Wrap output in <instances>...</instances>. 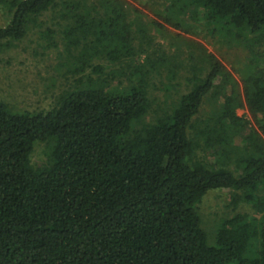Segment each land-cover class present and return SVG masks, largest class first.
<instances>
[{"label": "trees", "instance_id": "trees-1", "mask_svg": "<svg viewBox=\"0 0 264 264\" xmlns=\"http://www.w3.org/2000/svg\"><path fill=\"white\" fill-rule=\"evenodd\" d=\"M57 2L0 0L9 17L0 43L22 40ZM85 3L63 0L60 10L76 84L48 111L14 112L0 102V264H264V78L243 82L257 130L236 117L233 95L198 120L222 75L210 57L206 75L192 76L171 110L145 124V83L111 88L94 64L136 57L122 8L105 0L99 15ZM189 5L234 30L237 42L264 33V0ZM38 144L46 160L36 167ZM219 191L253 215L221 219L210 239L198 205Z\"/></svg>", "mask_w": 264, "mask_h": 264}, {"label": "rangeland", "instance_id": "rangeland-1", "mask_svg": "<svg viewBox=\"0 0 264 264\" xmlns=\"http://www.w3.org/2000/svg\"><path fill=\"white\" fill-rule=\"evenodd\" d=\"M105 0H86L85 6L102 15ZM121 6L124 22L132 34L131 46L136 57L107 63L103 78L111 88L145 84L148 111L144 123H151L168 113L175 102L191 87L193 77L203 78L209 71V57L222 69L212 95L204 101L198 120H204L222 103V95H233L238 102L235 115L257 130L249 114L243 93V82L251 75L264 78V33L248 35L240 42L234 30L226 32L219 24L205 21L203 12L189 5L190 0H113ZM28 26L20 41L0 43V102L14 112L37 113L54 107L64 91L73 87L80 75H72V59L65 51L64 28L67 21L61 3ZM0 12V27L8 22ZM245 40V41H244ZM140 75L139 77L136 74ZM90 75V70L86 71ZM224 76V77H223ZM92 75V79H97ZM44 144L35 146L31 163H45ZM196 155L203 156L200 151ZM229 191L211 192L198 205L202 227L212 239L214 225L236 213L253 215L250 207H232ZM209 239V238H208ZM208 243H212L209 242Z\"/></svg>", "mask_w": 264, "mask_h": 264}]
</instances>
